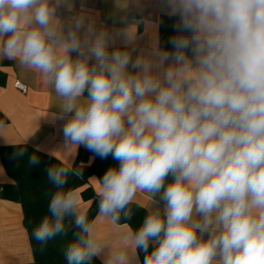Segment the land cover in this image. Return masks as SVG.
Instances as JSON below:
<instances>
[{
  "label": "clouds",
  "instance_id": "1",
  "mask_svg": "<svg viewBox=\"0 0 264 264\" xmlns=\"http://www.w3.org/2000/svg\"><path fill=\"white\" fill-rule=\"evenodd\" d=\"M150 7L116 0L109 24L87 0H0V59L51 87L44 118L60 122L62 149L114 162L96 178L95 219L127 227L138 197L149 203L112 247L66 187L83 176L75 157L53 163L32 237L44 251L71 233L67 264H264V0ZM154 15L175 18L168 47ZM28 141L12 158L37 167L44 149Z\"/></svg>",
  "mask_w": 264,
  "mask_h": 264
},
{
  "label": "crops",
  "instance_id": "2",
  "mask_svg": "<svg viewBox=\"0 0 264 264\" xmlns=\"http://www.w3.org/2000/svg\"><path fill=\"white\" fill-rule=\"evenodd\" d=\"M119 2L127 4V0H119ZM87 5L97 10L101 19L109 24L112 23L109 17L115 11L116 0H87ZM155 6L156 0H152V7L148 11ZM152 18L159 19L161 43L162 46L168 47L166 42L174 34L172 26L175 18L167 15H154ZM140 31L143 32V26ZM17 81L25 86V91L15 86ZM56 102L51 87L39 73L22 68L16 61L0 59V115L5 119L0 121V185L14 183L2 160V148L22 145L29 140L28 146L34 149L41 146L44 150L40 152L47 155L52 152L54 158L61 163L71 164L73 158L76 159L75 149H62L63 135L60 122L53 125L44 118L49 110L55 111L52 107ZM91 160L89 159V162ZM96 178H98L96 175H92L87 184L74 189L79 195L81 208L85 212L91 200L85 201L82 191L90 186L96 193L98 189ZM135 204L146 210L149 209V203L144 196L138 197ZM22 208L20 202L0 197V264H29L34 261L28 230L23 222ZM96 215L92 219L95 221V233L100 240L108 241L112 247H118L122 235L132 230L129 225L125 227L123 224L112 225L103 219L96 220Z\"/></svg>",
  "mask_w": 264,
  "mask_h": 264
},
{
  "label": "trees",
  "instance_id": "3",
  "mask_svg": "<svg viewBox=\"0 0 264 264\" xmlns=\"http://www.w3.org/2000/svg\"><path fill=\"white\" fill-rule=\"evenodd\" d=\"M4 117L0 115V121H4ZM29 154L35 150L34 148L26 145ZM7 149V151H5ZM14 147L2 148L1 156L5 168L9 176L14 180V183H6L0 185V197L15 200L22 204L24 212V224L28 230L34 261L29 264H67L62 252L67 240L71 239V233L66 238H56L48 243L44 251L40 250V245L32 237L33 229L40 223L42 218L47 215L49 199L52 192L55 191L54 187L48 182L45 170L50 164L61 162L56 158L38 152L40 157V165L37 167H30L27 163V157L24 160L17 162L12 158ZM93 153L81 146L77 152L74 166L83 170L82 178L71 177L66 186L72 190L84 186L88 183L92 175L98 178L102 177L104 171L114 162L109 157L102 160L99 157L92 159L89 162ZM82 197L86 200H91V204L86 213L89 220L95 217L97 213L96 193L90 186H87L82 191ZM134 216L128 225L132 230L137 229L147 214V210L143 207L133 204ZM143 258L141 254V259ZM94 264H101L100 260L94 261Z\"/></svg>",
  "mask_w": 264,
  "mask_h": 264
},
{
  "label": "built area",
  "instance_id": "4",
  "mask_svg": "<svg viewBox=\"0 0 264 264\" xmlns=\"http://www.w3.org/2000/svg\"><path fill=\"white\" fill-rule=\"evenodd\" d=\"M15 86L17 87V88H19L20 90H22V91H25L26 90V88H25V86L24 85H22V84H20V82H15Z\"/></svg>",
  "mask_w": 264,
  "mask_h": 264
}]
</instances>
